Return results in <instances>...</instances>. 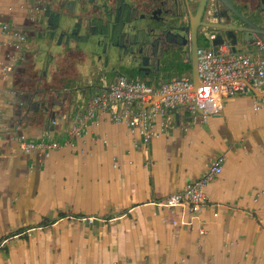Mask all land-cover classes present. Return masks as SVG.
I'll return each mask as SVG.
<instances>
[{
  "label": "crops",
  "instance_id": "obj_1",
  "mask_svg": "<svg viewBox=\"0 0 264 264\" xmlns=\"http://www.w3.org/2000/svg\"><path fill=\"white\" fill-rule=\"evenodd\" d=\"M50 1L0 0V32L8 24L26 37L0 33V264H264V92L223 96L205 121L166 110L144 135L107 111L88 115L112 81L93 83L86 48L35 53V9ZM15 78L28 79L24 101L35 90L56 97L53 119L18 125ZM20 136L58 146L24 153ZM217 160L199 211L158 205Z\"/></svg>",
  "mask_w": 264,
  "mask_h": 264
},
{
  "label": "flooded vegetation",
  "instance_id": "obj_2",
  "mask_svg": "<svg viewBox=\"0 0 264 264\" xmlns=\"http://www.w3.org/2000/svg\"><path fill=\"white\" fill-rule=\"evenodd\" d=\"M200 1L67 0L65 9L74 4L77 12H88V17L84 26L65 24L67 32L63 35L71 36L73 43L83 38L82 32L98 37L106 54V60L98 59L101 77L109 81L123 72L158 79L171 72L173 63L188 61L193 23L197 45L200 38L207 39L211 33L219 36L222 43H234L237 49L253 47L256 35L252 32L264 27V0H205L197 15ZM7 32L21 42L26 39L20 31L2 24L0 33ZM109 58L116 64L109 66Z\"/></svg>",
  "mask_w": 264,
  "mask_h": 264
},
{
  "label": "built area",
  "instance_id": "obj_3",
  "mask_svg": "<svg viewBox=\"0 0 264 264\" xmlns=\"http://www.w3.org/2000/svg\"><path fill=\"white\" fill-rule=\"evenodd\" d=\"M214 38L215 35L210 34L211 46L197 50L199 84L195 89L191 74L161 82L158 86L148 85L138 77L127 79L118 75L108 88L92 97L87 114L91 115L94 110L108 111L115 122H125L132 128L138 126L140 133H145L147 124L166 110L185 106L190 111L199 110L205 120L221 112L223 96L242 93L246 83L264 92V40L257 37L252 44L255 49L249 52L233 51L229 43L213 45ZM118 104L120 108L114 111L112 106ZM57 146V142L21 143L24 151ZM220 172L221 164L217 160L202 177L188 183L182 192L163 197L158 205L166 208L187 206L191 212L199 211L207 201L206 184ZM81 220L91 223L94 218L82 217Z\"/></svg>",
  "mask_w": 264,
  "mask_h": 264
},
{
  "label": "water",
  "instance_id": "obj_4",
  "mask_svg": "<svg viewBox=\"0 0 264 264\" xmlns=\"http://www.w3.org/2000/svg\"><path fill=\"white\" fill-rule=\"evenodd\" d=\"M65 1L66 0H51L50 2H48V4L40 7V8H36L35 10H40V16L37 17V26L41 29V33L40 35L44 38L43 41H41L40 43L37 44V48L35 49V53L39 54L42 51H47V49H51L52 47H61V50L59 51L61 54H63L66 50H68V47H71V44L73 43L70 38L71 36H65L66 32L64 27L62 26V23L65 21L66 17L64 18V16L66 14H69V16H71L70 18V22L74 23L75 25H81L84 26V23L87 20V15H85V17L82 14H79V12H76L75 10V6L73 4L71 9H67V11L64 10L65 8ZM205 0H201L200 1V6L198 9V14L199 15L201 13V10L203 9V5H204ZM64 18L63 21H61V19ZM194 20V19H193ZM195 28L196 25L193 23V33H192V39H191V43L188 49V55H189V62L191 64V77H192V82H193V89H195V87L199 84V79H198V71H197V50L199 48V46L197 45L196 42V32H195ZM63 33H65L63 35ZM255 34L256 37L253 39L255 40L257 37L260 38L261 40H264V27L255 29L254 32H252V34ZM63 35V36H62ZM222 40L219 38V36L215 37L214 40L212 41L213 45H218L221 44ZM72 48V47H71ZM232 50L233 51H238L239 49L236 48V46L234 45V43H232ZM35 56V55H34ZM34 58H32V61L34 62ZM32 62V64H33ZM15 72H17V70H15ZM16 80V86L13 87V95L10 99V108L13 110V115H15V119L19 122L18 125H20L24 120L30 121V120H35V119H39L41 118L42 121H47V117L48 115H50V118L53 119L54 117V112L52 111V108L55 106L56 104V97H47L46 93L42 94L41 99L42 100H36V96L39 94V91L35 90L29 94H27V92L25 95H27V98L24 100L21 99V92L24 91L25 87H27L28 85V79L26 78H15ZM94 87V86H92ZM248 90H252L254 92L258 91L256 88L252 87L250 84L246 83L244 91L241 94H245ZM27 91V90H26ZM74 92V94H72ZM73 92L70 93V100L73 99V96L76 97L77 93H78V89H75ZM83 93V90H82ZM16 96V98H15ZM92 98H90V102L91 103ZM62 104H64L66 102V97L64 99H62ZM36 106H41L42 107V111L40 113H36L34 108ZM146 107H148V105H146ZM188 111V110H187ZM108 112V111H107ZM189 112V111H188ZM109 113V112H108ZM191 115L193 117H196V115L198 114L200 119H202L201 115H200V111L199 110H195V111H190ZM110 115V119L112 121H114L111 117V113H109ZM210 117V116H209ZM209 117H207L205 120H207ZM203 121H205L204 119H202ZM2 119H0V136L2 135V131H6L3 130L5 129L4 125H2ZM76 128V127H74ZM72 128V129H74ZM144 135V133H141ZM146 137L144 136V139ZM18 142L19 145L21 146V143L26 142L28 143V141H26L22 136H20L18 138ZM40 142V141H38ZM45 142L51 143L54 141H48L46 140ZM33 143V142H30ZM37 143V142H35ZM53 149V148H45V149H34V150H41V151H45L47 152L48 150ZM21 150L24 153H29V152H33L34 150L31 151H24L22 148Z\"/></svg>",
  "mask_w": 264,
  "mask_h": 264
},
{
  "label": "rangeland",
  "instance_id": "obj_5",
  "mask_svg": "<svg viewBox=\"0 0 264 264\" xmlns=\"http://www.w3.org/2000/svg\"><path fill=\"white\" fill-rule=\"evenodd\" d=\"M75 11L77 12L78 10L76 9ZM65 17H66V19L62 23V26H64L65 24H68L70 22L71 16H69V14H66L64 16V18ZM64 18H62L61 21H63ZM210 34L208 33L206 35L207 39H202V38L199 39V41H198V46L199 47L206 48V47H210L211 46V40H209ZM81 35H82L83 38L80 41H77L76 43L74 42L73 44H71V47L77 52H80L82 48H86V52H85L86 55H87V51L90 52L89 53L90 54L89 57L91 58V60H90L89 66H88L89 77H92L93 83H103L108 77H105V76L101 77V74H102L103 70L100 69V66H98V59L99 58H101V60H103V61L106 60V54H103V51L100 48L101 47L100 40L96 36H92V35L85 36L86 33H84V32H82ZM76 48L78 50H76ZM246 48L239 47L238 49L239 50H247L249 52H253V50L255 49V47H246ZM48 50L49 49H47V51ZM51 50H53V49H51ZM60 50H61V47H55V52H56L55 55L56 56L59 55V51ZM101 56H103V57H101ZM107 63H108L109 66L115 65L116 64V60H113L112 58H109ZM189 74H191V69L189 70L186 67V63L184 61L179 60L178 62L173 63V65L171 67V72L168 73L166 76L158 78V79H144V78H140V80L145 82V83H147L148 85L156 86V84H157V86H158L160 80H166L167 81V80H171V79H173L175 77H182V76L189 75ZM122 75H124L127 79L137 78V76H135V77H134V75L129 76L125 72H123ZM119 107H120V104L114 105V106H112V109L114 111H116Z\"/></svg>",
  "mask_w": 264,
  "mask_h": 264
},
{
  "label": "trees",
  "instance_id": "obj_6",
  "mask_svg": "<svg viewBox=\"0 0 264 264\" xmlns=\"http://www.w3.org/2000/svg\"><path fill=\"white\" fill-rule=\"evenodd\" d=\"M185 63H186V67L190 70L191 69V64H190L189 60L185 61Z\"/></svg>",
  "mask_w": 264,
  "mask_h": 264
}]
</instances>
